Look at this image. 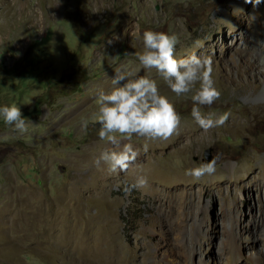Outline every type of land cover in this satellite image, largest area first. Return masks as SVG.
Here are the masks:
<instances>
[{"label": "rangeland", "instance_id": "rangeland-1", "mask_svg": "<svg viewBox=\"0 0 264 264\" xmlns=\"http://www.w3.org/2000/svg\"><path fill=\"white\" fill-rule=\"evenodd\" d=\"M149 30L178 37L177 59L211 58L221 95L201 111L230 113L223 126L201 129L191 94L177 97L155 69L142 66ZM259 43L264 0H0V107H20L31 123L21 133L0 117V264H153L164 250L179 264H199L179 253L207 241L206 262L219 264L221 248L232 246L224 245L229 225L264 220V63L253 51ZM79 67L89 78L60 95L62 72ZM117 73L156 81L181 117L177 134L134 135L120 147L99 139V94L112 90ZM125 143L136 161L109 172L101 157ZM207 155L216 160L213 174H185L210 161ZM140 172L147 186L134 187ZM177 194L190 212L172 209ZM182 220L187 246L179 250L170 238ZM246 239L260 247L250 231Z\"/></svg>", "mask_w": 264, "mask_h": 264}, {"label": "clouds", "instance_id": "clouds-1", "mask_svg": "<svg viewBox=\"0 0 264 264\" xmlns=\"http://www.w3.org/2000/svg\"><path fill=\"white\" fill-rule=\"evenodd\" d=\"M255 2L259 3L260 0ZM178 42L175 34L145 31L144 50L138 55V59L145 69H155L177 97H188L191 94L193 102L191 115L201 129L208 131L223 126L230 113L225 112L213 118L214 114L205 115L201 111L202 106L210 107L221 95L212 79L211 58H201L193 54L187 58L177 59L175 48ZM121 81L126 82L118 86ZM112 84L114 85L112 90L108 93L101 92L98 98L96 120L100 125L98 132L100 140L120 147L121 139L131 141L134 135L149 140H168L177 134L181 117L176 112L174 104L160 94L155 80L145 76L128 79L126 75L117 73L112 79ZM0 117L6 125L21 133L26 132L28 125L31 124L22 116L20 107L14 104L0 107ZM84 127H87L86 122ZM137 156L133 145L125 143L120 151L107 153L101 159L109 164V172L118 173L127 171ZM215 164L216 160L213 158L187 170L185 174L199 180L206 174H213L216 170ZM147 183L146 178L140 177L134 187H145Z\"/></svg>", "mask_w": 264, "mask_h": 264}, {"label": "bare ground", "instance_id": "bare-ground-1", "mask_svg": "<svg viewBox=\"0 0 264 264\" xmlns=\"http://www.w3.org/2000/svg\"><path fill=\"white\" fill-rule=\"evenodd\" d=\"M247 44H246L247 46H250L251 45L250 41ZM253 51H254V54L262 60L261 62L264 63V44L259 43L255 45L253 48ZM258 172H259L258 177H262L264 179V166ZM138 175L140 177H145L147 174L145 175L140 172L138 173ZM257 180L260 181V179H257ZM178 194L175 195V197L171 199L172 209L176 211V209L181 208L183 213L190 212L191 208L190 206H188L187 204L188 202L185 203L183 200H180V197L178 199ZM173 213L174 212H172V216H173ZM263 215H264V211H263ZM183 220L179 222V225L176 226L172 230L171 238H170L171 241H173V246L178 247L179 250L180 249L182 250L183 247L185 248V245H186V243L183 240V235H182V230H181L183 228V227L181 228V224ZM262 223L264 224L263 218L260 219V217H251V219L248 218L243 221L240 220V222H238L237 224L229 225L228 228L226 229L224 245H229L231 243L232 246L230 244L231 248H228V246L221 248L220 256H219V264H264V230H260L259 228L262 225ZM207 229H208V226H207ZM249 231L250 233H253L257 237L260 247H257L256 244L252 242L247 243V245L244 244L245 241H247L246 233ZM210 244L211 243L209 241H207V243L205 244L198 243L197 248L194 247L189 252L184 251L182 253V251H180L181 253H179V255L182 256L184 258L182 259L185 260L186 262H192V258L196 256L198 258L199 264H209L206 262L207 255L205 252L206 250L210 248L211 246ZM244 245L249 247L246 250L245 254H243ZM151 261L153 262V264H179L177 263L176 259L172 257V255L167 250H164V253H161L159 257L155 255L151 257Z\"/></svg>", "mask_w": 264, "mask_h": 264}, {"label": "trees", "instance_id": "trees-1", "mask_svg": "<svg viewBox=\"0 0 264 264\" xmlns=\"http://www.w3.org/2000/svg\"><path fill=\"white\" fill-rule=\"evenodd\" d=\"M88 78L89 73L86 68H70L62 72L56 82L55 90H57L60 95H67Z\"/></svg>", "mask_w": 264, "mask_h": 264}, {"label": "water", "instance_id": "water-1", "mask_svg": "<svg viewBox=\"0 0 264 264\" xmlns=\"http://www.w3.org/2000/svg\"><path fill=\"white\" fill-rule=\"evenodd\" d=\"M208 151H209V149H206V150H205V153L207 154ZM206 154H205V155H206ZM206 158H207L208 160H210V157H209L208 155L206 156Z\"/></svg>", "mask_w": 264, "mask_h": 264}]
</instances>
